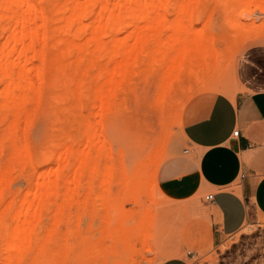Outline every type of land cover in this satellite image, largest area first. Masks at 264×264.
<instances>
[{
  "label": "rangeland",
  "instance_id": "obj_1",
  "mask_svg": "<svg viewBox=\"0 0 264 264\" xmlns=\"http://www.w3.org/2000/svg\"><path fill=\"white\" fill-rule=\"evenodd\" d=\"M49 1L44 0V4L48 5V14L51 15L52 0ZM121 1L124 3V0ZM174 1L168 2L166 9L162 8L161 11L155 12V17L162 13L167 15L168 22L163 27L156 25L147 28L146 21L141 22L140 26H135L131 19H128V25L117 26L112 34L108 29L107 34H110L104 35L107 37H104V40L107 41L114 34L122 41H127V38L132 36V40L129 39L132 43L135 41L134 35L137 36L139 31L150 33L163 30L162 37L166 39L165 36L168 37L175 27L180 29L192 27L198 32L204 31L215 35L219 47L223 48L220 70L213 73L196 67L195 77L185 76L182 82L177 83L174 103L176 108L169 120V137L166 142H159L163 126L155 107V99L161 85L159 70L148 69L142 63H138L140 67L136 64L133 67L134 71L128 73L130 75L126 74L128 77L124 78L125 80L129 78V81L120 83L123 88L117 85L118 88L115 86L114 90L105 91L106 97L103 102L97 101V106L96 104L94 106L91 98L97 94L93 87L97 77L94 72L97 68L89 66L91 67L89 75L87 74L89 77L71 74L72 79L69 77L65 83L62 74L59 71L56 74L57 49L52 45L46 47L47 74L42 84L41 107L37 109L32 123L25 126V122L22 121L19 129L20 135L26 134L28 137L36 156L35 165H30V162L24 165L25 161L22 164H14L10 187L6 185L7 188H0V264H161L175 256L185 258L189 264H264V222L246 224L241 231L228 237L223 244L213 246L204 225L198 222L200 214L194 211L192 199L186 203L170 198L164 193L160 182L161 166L179 153L177 148L187 122V110L204 93L229 91L234 95L240 56L247 47L264 43V38L249 40L243 46L239 44V48L235 47V50L233 45L237 43L236 38L229 41L232 46L227 44L232 32L230 24H243L248 31V37L264 36V11L255 8L250 0H200L197 5L198 13L191 20L181 18L184 15L183 9L173 4ZM181 19L184 22H179ZM48 22L49 29L52 23L50 20ZM4 23L6 22L0 25V46L6 37V31L2 28ZM112 40L106 43L111 45ZM39 45L38 43L37 46L40 48ZM88 56L90 58L91 54ZM106 59L102 58L98 62L102 60L103 64ZM119 60L121 61L120 58ZM35 62L40 63L37 59ZM80 77L84 79L86 77L82 86H78L77 83ZM36 81L40 79L35 78ZM216 86H219L218 89H214ZM3 89L5 86L0 85V90ZM77 91H80L81 96ZM20 97L26 98L16 92L9 98L14 102ZM107 105L113 108L106 111ZM29 106H32L31 102ZM111 110H114L113 113ZM7 129L8 121L0 120V139ZM142 130L150 134L151 142L145 147L148 151H144L145 155L142 154L136 162L137 149L140 147L136 142ZM63 141L73 143L78 158L83 159L89 154V164L83 170L80 169L81 172L75 176L80 161L74 157L75 154L71 156L70 166L71 163L75 165L68 168L66 173L68 176L71 175V179L78 178L77 181L81 179V182L73 198L67 199L62 185L65 178L61 177L62 180L57 177L58 172L55 173L59 163L57 159L58 163H53L54 171L47 177L59 181L58 188H53V191L56 188L54 192L58 193L54 195L51 190L46 198L47 192L39 194L38 190L43 186V179L46 180L47 177H41L39 185L30 183L44 170L45 160L39 158L41 151L57 150L56 142ZM97 145H103L101 152L96 150ZM109 146L112 149V156L111 152L108 153ZM2 150L0 162L2 167L8 168L11 163L10 141L4 143ZM120 152L124 156L120 155ZM154 154L165 156V161L156 171L151 164ZM64 157H61L62 161ZM96 161L99 171L95 174L91 172V177L89 168L91 169ZM150 164L152 166H148ZM19 169L20 171L23 169L22 172ZM111 170L114 172L112 177ZM155 181L158 183L157 189ZM72 186L76 185L73 183ZM70 196L72 197V194ZM200 197L204 199L205 193ZM48 200L50 202H47ZM188 251L193 252L188 255Z\"/></svg>",
  "mask_w": 264,
  "mask_h": 264
},
{
  "label": "bare ground",
  "instance_id": "obj_2",
  "mask_svg": "<svg viewBox=\"0 0 264 264\" xmlns=\"http://www.w3.org/2000/svg\"><path fill=\"white\" fill-rule=\"evenodd\" d=\"M170 1L173 0H124V3L121 0H52V12L50 15L48 14V5L44 4V0H0V25L3 22H6L4 23V26L2 25V28L6 31V37L0 46V85L5 86V89L2 91L0 90V120L5 119L8 121V129L4 132L2 138L0 139V151L3 149V145L6 141H10L11 143V156L9 155L11 159L10 167L4 168L0 162L1 189L6 187V185H9L8 187H10L11 177L15 167L14 164H22L25 161L24 165L28 162H30V165L32 166L35 165L36 156L32 151L30 143L28 142V137L26 134L20 135L19 129L22 121L25 122V126L30 125L36 115L37 109L41 107L40 97L42 93V84L45 81L47 74L45 62L47 59L46 47L48 45H52L57 49L58 65L56 67V74L59 71L62 74L65 83L68 82L69 77L72 76L71 74L86 76L87 74L89 75L88 72L91 70V67L95 69L97 68V71L94 72V74L97 75L96 82L93 84L97 94L91 98L94 102V106L97 101L103 102L106 97L105 91L110 89L114 90V87H117V85L120 88V83L122 81L125 82L127 80L126 82H128L129 78L126 80L124 78L126 74L130 75L128 73H132L134 71L133 67L136 66V64L139 65L138 63H142V65L144 64L148 69H152L154 71L159 70L161 72V85L155 99V107L160 115V123L163 126L159 142L161 143L167 141L169 137V120L176 108L174 103L177 83L182 82L185 76L186 78L195 77L197 74V71H195L196 67L213 73L221 69L223 62V48L221 49L219 47L216 36L205 33L204 31L198 32L192 27H182L181 29L175 27L176 29H173L170 32L171 34L169 33L170 35L168 37L165 36L166 39H163L162 37L164 32L163 30L153 31L150 33L139 31L137 36L134 35L135 41L133 40L132 43L129 42V39H131L132 36H130V38L128 37L127 41H122L118 35L114 34V36H111L110 40H112V37L114 38L110 45L106 42L111 41H107L106 39L104 40V35L107 34L108 29L112 34L117 26L128 25V19H131V23L135 26H140L143 21L147 22V28L156 25L160 27L165 26L168 22L167 15L162 13L161 15L155 17V12L158 10L161 11L162 8L166 9V5ZM250 1L251 4L259 11H264V0ZM49 2L48 4H50ZM199 2L200 0H175L172 3L183 9L184 15H182L181 11V18L186 17L193 20L195 15L198 13L199 8L197 5ZM187 12L188 14H186ZM49 20L52 23V26L48 29ZM182 20L183 19L178 21L181 22ZM191 23L192 22H190V25ZM230 30L232 32L227 44L231 45L229 41H231L232 38H236L235 41L238 44L235 43V46L232 44L235 50L236 48H239V44L240 46H243L249 40L264 38V36L259 35L248 37V31L243 24L238 25L232 23L230 24ZM38 43L41 45L40 48L37 46ZM54 47L52 48L55 49ZM232 48L229 49L234 51ZM89 53L91 54L90 58L88 56ZM88 58L90 59V62ZM102 58H107V61L103 64H101L102 60L98 62ZM36 59L40 63H36ZM134 69L136 70V68ZM35 78H37V80L40 79V81H36V83ZM57 79L58 77L55 81H57ZM70 79H72V77ZM85 79L80 77L77 80L78 86L84 85ZM158 84L157 86H159ZM124 86L126 85L124 84ZM121 87L123 88V85ZM218 87L219 86H216L214 89H218ZM80 89L81 88H79V90ZM14 92H16V94H23L26 98L20 97L18 100L13 102L9 97L11 94H14ZM225 94L231 97L234 96L229 91H225ZM79 95L81 96L80 93ZM86 99H88V97ZM30 102L32 103L31 107L29 106ZM108 106L109 105L106 106V111L113 108L111 105L109 106L110 108ZM113 111L111 110V113H113ZM150 139V134L145 130H142V132L138 135L136 143L140 147L137 149L138 156L136 162L139 158H141L142 154H144V151H148L145 150V147L151 142ZM23 142H25L24 145L22 144ZM82 143H80V146ZM53 144H55V142H53ZM56 144L57 145H55V147L57 146V150L46 149L41 151L39 158L41 160H45L43 163L44 170L41 171L40 176L30 184L39 185L40 178L47 177L52 171H54L53 163L57 162V159H59V163L57 162L58 167L56 168L55 173L58 172V178H65L64 180L61 178L63 180L62 185L65 188V192L63 193L67 199H70L75 195L76 188H79V183L81 182V179H79V181H77L78 178L73 180L70 177L71 175L68 176L66 173L68 168L75 165L74 163H71L70 166V158L73 154H75L76 156H73L77 158V161H80L79 165L78 163L76 164V166L78 165L79 167H77L76 170L74 169V175L77 176V174L81 172L80 169L83 170V168H86L85 166H88L89 154L83 159H80L74 151L72 142L71 144H68L63 141L62 143L56 142ZM100 146L97 145L96 147L98 148L96 150H100L101 152L103 145ZM104 146H106V144ZM109 147L110 151H107L108 153L112 151L111 146ZM157 150L159 149H156V151ZM123 153L120 152V155L122 154L124 156ZM62 156H65L63 161L61 160ZM126 156L128 157V155ZM164 161V154L155 155L154 159L151 160V164L154 166L153 169H155V171L158 170L159 166ZM97 164L98 161L94 163L91 169L89 168V174H91V172L92 174H95L99 171V166ZM151 164L148 166H152ZM109 167L111 168V166ZM132 167L133 166L131 165L130 168ZM22 170L23 169L20 171L19 169L20 172H22ZM130 171H128V175ZM112 173H114L113 170L110 172L111 177L113 176ZM122 173L124 172L122 171ZM92 174L90 175L91 177ZM107 177L109 178L108 175ZM110 179L111 178H109V180ZM43 180V186L38 190L39 194L41 192H47V198V195H49V192L51 193V190L54 195L58 193L57 191L55 193L54 191L56 188L54 191L53 188L58 186L59 181H55L54 178L51 177H47L46 180ZM73 183L76 186H72ZM154 183L155 188L157 189L158 183H156V181ZM71 194L72 197L70 196ZM104 197H102V199ZM47 202H50V200Z\"/></svg>",
  "mask_w": 264,
  "mask_h": 264
},
{
  "label": "crops",
  "instance_id": "obj_3",
  "mask_svg": "<svg viewBox=\"0 0 264 264\" xmlns=\"http://www.w3.org/2000/svg\"><path fill=\"white\" fill-rule=\"evenodd\" d=\"M236 82L233 97L220 91L198 97L187 110L179 153L160 165L164 193L192 199L213 246L246 224L264 222V43L242 53ZM203 193H213L214 200L201 198ZM161 264L189 262L173 257Z\"/></svg>",
  "mask_w": 264,
  "mask_h": 264
},
{
  "label": "built area",
  "instance_id": "obj_4",
  "mask_svg": "<svg viewBox=\"0 0 264 264\" xmlns=\"http://www.w3.org/2000/svg\"><path fill=\"white\" fill-rule=\"evenodd\" d=\"M239 134V130H235L234 131V135H238ZM205 200L206 201H213L214 200V194L213 193H208L205 195Z\"/></svg>",
  "mask_w": 264,
  "mask_h": 264
}]
</instances>
